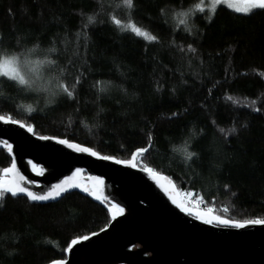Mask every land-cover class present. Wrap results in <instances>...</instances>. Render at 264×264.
<instances>
[{
	"label": "trees",
	"instance_id": "obj_1",
	"mask_svg": "<svg viewBox=\"0 0 264 264\" xmlns=\"http://www.w3.org/2000/svg\"><path fill=\"white\" fill-rule=\"evenodd\" d=\"M199 2L0 0V49L40 69L31 89L0 77V114L121 159L151 137L137 164L174 180L183 200L264 219V10L205 7L181 25L178 14ZM113 17L157 39L121 31ZM76 78L73 98L53 95L55 82ZM10 162L0 149V177ZM110 209L77 191L49 203L6 193L0 264L65 260L72 240L107 226Z\"/></svg>",
	"mask_w": 264,
	"mask_h": 264
},
{
	"label": "water",
	"instance_id": "obj_2",
	"mask_svg": "<svg viewBox=\"0 0 264 264\" xmlns=\"http://www.w3.org/2000/svg\"><path fill=\"white\" fill-rule=\"evenodd\" d=\"M0 116L5 118L0 121V149H6L11 156V164L5 169L16 166L7 174L3 169L0 180L8 185L23 183L37 194L67 181L62 187L68 188L70 184L79 187L70 188L56 199L35 202L58 201L66 193L77 191L94 199L99 196L97 200L119 204L124 209L114 219L112 210L107 226L93 232L95 235H85L89 239L69 247L70 243L65 260L58 261L64 264H264V224L235 227L215 220L206 223L205 220L220 215L190 206L182 199L174 180L162 172L143 171L137 158L136 167L116 163V160H130L132 154L126 159L102 155L71 139L29 132V124L17 119L21 123L14 124L11 117ZM60 139L68 143L61 144ZM69 144L89 148L98 155L78 151ZM102 156L114 159H102ZM198 213L208 214L197 218Z\"/></svg>",
	"mask_w": 264,
	"mask_h": 264
},
{
	"label": "snow or ice",
	"instance_id": "obj_3",
	"mask_svg": "<svg viewBox=\"0 0 264 264\" xmlns=\"http://www.w3.org/2000/svg\"><path fill=\"white\" fill-rule=\"evenodd\" d=\"M123 4L128 8L131 9L134 7V0H122ZM227 5L229 8H234L236 12H242L245 14L251 13L255 9H261L264 10V0H210V4H205V0H200L198 4H196L193 8H190L188 12H182L179 13L178 16L182 17L179 19V23L181 25L187 24V17L190 14H194L195 11L204 12L205 7H210L211 12L214 15L216 12V7L218 5ZM236 4H242L243 7L236 6ZM208 19H211V16L207 17ZM89 22H92L94 20V17H89ZM113 22L120 28L121 31H130L133 34H135L138 37H142L147 41H155L157 39L156 36L152 35L148 31L142 29L141 27L137 26V24L131 20L129 17L128 22H122L120 19H117L113 17ZM191 48V46H189ZM194 51V49H193ZM43 63V62H41ZM0 77H6L10 81L22 86L25 89H31L33 88L34 84H36L38 78L40 77V69L38 65H32L29 62L25 61L23 57L19 55H13L11 53H5L2 49H0ZM79 83V78H76V80L72 84L66 83L63 79L59 80L58 82H55V91L53 92V95L57 93H63L66 94L69 98L74 97V92L76 85ZM103 90V89H102ZM231 99V97H229ZM29 112H32L33 109L29 108ZM5 118L3 116H0V121H3ZM11 123L14 124H20V121L17 120H11ZM23 126V125H21ZM29 132H32L34 129L32 126H28L27 129ZM235 131V129H233ZM41 139H55L53 137H41ZM61 144L68 143L64 139L58 140ZM69 147H74L78 151L81 152H90L93 156H97L98 153L92 151L89 148L81 147L79 145L75 144H69ZM151 147V137H149V145L147 147L139 148L136 151L132 153V157L130 160H116V163H122L127 164L132 167H136V158L138 155L143 156L144 153L148 152ZM185 157L186 159H191L196 154L193 152H188L187 149H184ZM102 159H114L113 157L109 156H102L100 157ZM15 164L12 165V169H15ZM12 169H4V173H9ZM143 171L147 173H153L152 168L145 167L142 169ZM158 175V174H157ZM21 181L24 180V177L21 176ZM69 180L71 179L68 178ZM32 183V182H28ZM67 183V181H62L60 184L53 185L47 192L43 194H37L34 191H32L30 188L25 187L23 183H14L11 185H8L5 183V181L0 180V206H3V200L5 198L6 193H10L12 197H17L19 195L26 196L30 201H47L56 199L59 197L63 192H67L70 188L79 187L78 185L70 184L68 188L62 187L63 184ZM85 192L88 191V189H84ZM167 191V189H165ZM97 199H99V196H96ZM107 199V198H105ZM175 203V201H173ZM114 210L113 212V219L120 214H123L124 209L119 206V204H112L111 209ZM183 210L191 212V209L184 208ZM227 210V209H225ZM212 210L209 209V212ZM208 213H198L197 218H202L204 215H207ZM213 220L215 222L222 224V225H232L235 227H245L249 224H264V219H254V220H247V221H232L229 219H225L221 216H214L211 219L205 220L206 223H213ZM95 235V233H93ZM89 239L88 236L80 237L79 239H74L71 241V246L76 245L81 240H87ZM54 264H64L63 261H57L54 262Z\"/></svg>",
	"mask_w": 264,
	"mask_h": 264
},
{
	"label": "rangeland",
	"instance_id": "obj_4",
	"mask_svg": "<svg viewBox=\"0 0 264 264\" xmlns=\"http://www.w3.org/2000/svg\"><path fill=\"white\" fill-rule=\"evenodd\" d=\"M206 2L210 4V0H206ZM225 5H226V4H225ZM226 6H227V5H226ZM236 6L243 7L242 4H236ZM209 8H210V7H209ZM210 9H211V8H210ZM233 9H234V8H233ZM189 197H190V196L185 197V198H184V201H186V202L189 203V201L191 200V199H189ZM195 207H198V206H195Z\"/></svg>",
	"mask_w": 264,
	"mask_h": 264
},
{
	"label": "built area",
	"instance_id": "obj_5",
	"mask_svg": "<svg viewBox=\"0 0 264 264\" xmlns=\"http://www.w3.org/2000/svg\"><path fill=\"white\" fill-rule=\"evenodd\" d=\"M191 205V204H190Z\"/></svg>",
	"mask_w": 264,
	"mask_h": 264
}]
</instances>
